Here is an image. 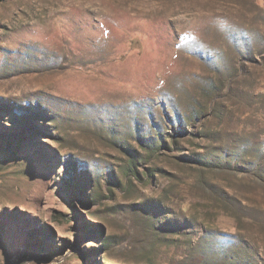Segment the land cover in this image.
Segmentation results:
<instances>
[{"label": "rangeland", "instance_id": "obj_1", "mask_svg": "<svg viewBox=\"0 0 264 264\" xmlns=\"http://www.w3.org/2000/svg\"><path fill=\"white\" fill-rule=\"evenodd\" d=\"M0 264H264V0L1 1Z\"/></svg>", "mask_w": 264, "mask_h": 264}, {"label": "trees", "instance_id": "obj_2", "mask_svg": "<svg viewBox=\"0 0 264 264\" xmlns=\"http://www.w3.org/2000/svg\"><path fill=\"white\" fill-rule=\"evenodd\" d=\"M1 1H4V0H0V2ZM28 129H29V131L30 132H32L33 130V128L31 127V125L28 127ZM134 161H130V166H129V169H128V175H130L131 177H133V178H135L136 176H137V172L134 170ZM81 183H83V181L81 182Z\"/></svg>", "mask_w": 264, "mask_h": 264}]
</instances>
